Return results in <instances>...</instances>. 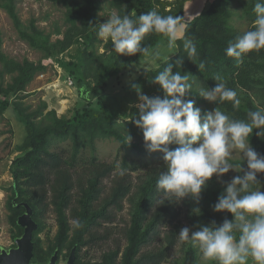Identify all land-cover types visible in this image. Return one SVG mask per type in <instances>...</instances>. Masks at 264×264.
<instances>
[{
  "label": "trees",
  "instance_id": "obj_1",
  "mask_svg": "<svg viewBox=\"0 0 264 264\" xmlns=\"http://www.w3.org/2000/svg\"><path fill=\"white\" fill-rule=\"evenodd\" d=\"M46 1L65 10V30H58L57 34L62 38L54 42L50 34H44L35 26L34 21L28 25L22 23L16 10L17 0H0V9L11 20L21 41L31 49L40 51L43 59L56 61L65 69V79L73 80V87L77 88L80 98L87 105L76 108L71 116L70 113L57 116L55 110H47L48 105L44 101L35 109L24 106L23 100L29 95L26 94L27 86L36 76L44 74L47 66L42 61L17 62L5 56L1 51L0 33V118L6 113L12 114L22 123L25 133L21 144L16 147L18 155L9 166L12 183L7 209L12 240L14 242L23 233L17 218L24 213V208L17 205L24 202L32 209V219L37 225L32 239L31 262L34 264H47L55 251L58 264L59 258L62 256L66 260L73 248L75 264H166L181 241L178 237L182 229L181 211L197 228L207 226L212 221L220 224L225 218L232 219L230 213L215 212L212 208L223 188L213 176L207 181L198 203L191 197L179 202L165 199L162 204L159 203L163 194L157 192L155 181L161 172L166 171L163 153H149L146 150L142 131L131 119L138 118L134 116L137 109L131 107L127 120L118 122L105 109L91 106L92 97L99 98L111 79L125 73L142 56L119 55L111 50L110 41L101 44L97 29L93 27L100 23V0ZM178 2V16H182L183 0ZM255 3L256 0H214L188 23L184 37L195 44L196 57H188L182 39L176 41L179 46L177 53L167 63L173 65V73L180 71L192 76L189 80L191 92L185 99L194 100V106L199 107L202 114L216 108L230 119L247 120V112L257 109L255 99L258 106L264 107V48L253 50L239 60L226 55L229 43L252 27ZM110 4L121 14L135 12L137 17L156 10L152 0H110ZM234 17L246 25L244 31L232 26ZM163 37L162 34L150 33L144 37L142 44L151 50ZM75 44H81L78 61L65 63L58 58ZM100 45L104 51L102 54L97 51ZM181 57L183 63L177 68L175 61ZM200 62L205 65L202 70L198 69ZM167 63L163 62L159 69L149 70L137 78L140 94L163 98V92L151 79ZM216 76L223 77L226 86L237 91L241 99L238 108H234L231 101L209 102L197 94L201 86L214 87ZM257 131L253 130L249 143L264 155V141L256 136ZM127 136L131 137L130 142ZM107 139L117 142L119 153H123L119 166H114L116 170L100 162L96 156V142ZM64 142L70 145L68 151L52 150L56 143ZM168 147L174 149L178 145ZM241 165H246V161ZM132 174H136L134 183ZM105 179H110L108 188L104 185ZM126 198L131 203V215L122 231L124 248L108 250L102 256V262L92 263L82 253L83 249L112 237L110 229L116 224L117 212L122 210ZM50 205L56 216V233L45 248L41 244L40 233L45 229L43 216ZM194 208H199L200 214H194ZM73 220H78L81 227L74 228ZM153 243L156 245L152 251L141 252L142 247ZM183 253L181 264L197 263L194 246L184 245Z\"/></svg>",
  "mask_w": 264,
  "mask_h": 264
},
{
  "label": "clouds",
  "instance_id": "obj_2",
  "mask_svg": "<svg viewBox=\"0 0 264 264\" xmlns=\"http://www.w3.org/2000/svg\"><path fill=\"white\" fill-rule=\"evenodd\" d=\"M252 10L255 14L252 27L229 43L227 56L239 60L253 50L264 48V0H256ZM93 27L97 29L98 37L110 41L111 50L119 55H153L158 59V52H150L142 44L150 33L166 37L171 53L178 50L176 41L182 39L188 57L197 55L193 41L184 37L188 28L185 16L161 15L151 10L137 17L135 12L121 14L112 10L104 23ZM168 58L169 55L164 63ZM182 63L183 57L178 58L175 66L179 68ZM155 67L159 69L160 64ZM204 67L200 62L198 69ZM172 69L173 65L167 63L151 79L163 92V98L142 95L139 86L132 85L139 100L134 105L137 109L134 116L138 118L131 117L132 122L141 129L146 150L163 153L166 171L161 172L155 181L157 192L163 194L159 203L165 199L179 202L185 197L198 203L207 181L214 174L219 179L229 170L242 172V175L224 182L223 192L212 206L215 212L230 213L232 219L225 218L220 224L212 221L207 226H199L196 231L186 226L178 237L181 241L198 244L205 261L248 264L251 260L252 264H264V191L260 190L257 179V173H264V155L249 143L254 129L258 130L255 133L258 138H264V107L257 106L255 111H248L247 120L230 119L216 108L202 114L201 109L194 106V100L185 99L191 92L189 80L192 76L180 71L173 73ZM215 81L214 87L201 86L197 94L209 102L231 101L233 107L238 108L241 99L237 91L227 87L221 76H216ZM130 140L131 137L127 136V141ZM171 144L178 147L170 149L168 145ZM234 152L239 153L241 161H246L247 170L241 167V163H229ZM192 211L200 214L199 208ZM72 224L74 228L81 227L78 220H73Z\"/></svg>",
  "mask_w": 264,
  "mask_h": 264
},
{
  "label": "rangeland",
  "instance_id": "obj_3",
  "mask_svg": "<svg viewBox=\"0 0 264 264\" xmlns=\"http://www.w3.org/2000/svg\"><path fill=\"white\" fill-rule=\"evenodd\" d=\"M213 1L214 0H183V4L181 5L182 16H185L187 22L190 23L197 16V13L200 14ZM100 3L101 9L98 13V18L100 23H104L110 11L117 10L111 6L110 0H100ZM152 6H154L161 15H179L178 0H152ZM16 10L24 25H28L31 21H34L35 26L39 30H42L46 35H51L52 42L62 38V35H58L57 33L58 30H60V32L65 30L63 25L65 10L63 7L54 5L46 0H17ZM234 19L235 20L231 22L232 26L241 32L244 31L246 25L236 17H234ZM0 33L2 37L1 51L5 56L17 62L28 60L29 62L38 63L42 61L43 64L47 66V71L44 74L36 76L27 86L26 94L29 95L23 100L24 106L35 109L40 102L44 101L48 105L47 110H55L57 116L68 115L69 113V116H71L76 108L87 105L86 101L80 98L77 88L67 87L66 83H64L65 77L67 76L65 69L56 61L43 59V55L40 51L31 49L25 42L21 41L12 26L11 20L1 9ZM99 40L101 44L106 43L101 38H99ZM166 41L167 38L163 37L157 45L150 50V52L159 53L158 59L154 58L153 55L139 58L132 64L129 70L111 79L99 98H97V96L92 97L91 106L95 109H105L111 116L116 118L118 122L127 120L129 109L139 102L138 94L132 87V85L137 84V78L144 75L149 70L156 69L155 65L157 63L161 66L168 55L170 58L177 53V51L171 53V50L167 47ZM80 51L81 44H75L58 58L65 63L73 60L78 61ZM97 51L99 54L104 52L102 45L98 47ZM256 100L257 99H255L254 102L258 106L259 103L258 100ZM208 111L211 110L208 109ZM24 135L22 123L14 118L12 114L6 113L4 117L0 118V249H9L14 245L12 240L13 232L8 223L9 211L7 209V202L11 195L9 187L12 183L9 166L13 158L18 155V153H16V147L21 144ZM261 141H264V138H262ZM118 147V143L113 140H98L96 142V156L98 160L113 168L114 166L118 167L123 156L122 152L119 153ZM69 148V143L64 142L56 143L52 150L59 151L61 149H66L68 151ZM244 162L245 161L240 160L238 152H234L229 159V163L233 165ZM241 167L247 170L246 165H241ZM79 173H81V170H79ZM242 174V172L238 173L234 170H229V172L225 173L219 179L215 174L213 176L217 183L224 188V182H228L234 176ZM135 178L136 174H132L131 180L133 183L135 182ZM257 179L260 184H262L264 182V173H257ZM104 185L108 188L110 179H105ZM101 198H103V196ZM72 203L73 206H75L74 201ZM122 205V210L117 212L116 224L110 229L113 233L112 237L106 242L83 249L82 253L84 255L86 254V258L90 259L92 263L102 262V256L106 254L108 250H115L116 248L122 250L124 248L125 239L122 231L127 226L130 219L131 203L128 198H126ZM180 213L181 228L187 226L191 231L198 230V228L192 225L184 216L185 214L183 211ZM55 219L56 216L53 212V207L50 205L43 216L45 229L40 233L41 244L45 248L55 236ZM155 245L156 244L153 243L144 246L141 252L152 251ZM184 245H192L196 248V264H217L216 261H205L200 254L198 244H194L190 241H180L178 246L170 254L166 264H172V262L181 264L184 257ZM66 260L61 256L58 264H65Z\"/></svg>",
  "mask_w": 264,
  "mask_h": 264
},
{
  "label": "water",
  "instance_id": "obj_4",
  "mask_svg": "<svg viewBox=\"0 0 264 264\" xmlns=\"http://www.w3.org/2000/svg\"><path fill=\"white\" fill-rule=\"evenodd\" d=\"M17 207H23L24 213L17 218V224L23 229L19 238L14 240V247L0 249V264H34L31 262L33 257V233L37 230V225L32 219L33 211L24 202ZM75 249L73 248L65 264H75ZM58 254L54 252L47 264H57Z\"/></svg>",
  "mask_w": 264,
  "mask_h": 264
},
{
  "label": "built area",
  "instance_id": "obj_5",
  "mask_svg": "<svg viewBox=\"0 0 264 264\" xmlns=\"http://www.w3.org/2000/svg\"><path fill=\"white\" fill-rule=\"evenodd\" d=\"M64 81H65L64 83H66L67 87L71 88L74 86L73 80L71 78H66Z\"/></svg>",
  "mask_w": 264,
  "mask_h": 264
},
{
  "label": "crops",
  "instance_id": "obj_6",
  "mask_svg": "<svg viewBox=\"0 0 264 264\" xmlns=\"http://www.w3.org/2000/svg\"><path fill=\"white\" fill-rule=\"evenodd\" d=\"M260 185H261L260 190L264 191V182L262 184H260ZM248 264H252L251 260H249Z\"/></svg>",
  "mask_w": 264,
  "mask_h": 264
}]
</instances>
